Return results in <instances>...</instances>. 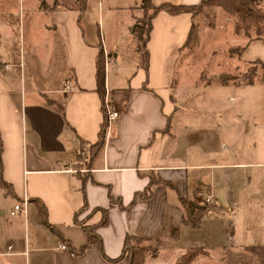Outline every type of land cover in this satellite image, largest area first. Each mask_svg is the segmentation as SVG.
Here are the masks:
<instances>
[{
    "label": "crops",
    "instance_id": "obj_1",
    "mask_svg": "<svg viewBox=\"0 0 264 264\" xmlns=\"http://www.w3.org/2000/svg\"><path fill=\"white\" fill-rule=\"evenodd\" d=\"M11 2L0 0V175L9 184L4 194L15 202L25 194L29 204L27 213L0 220V264H127V255L117 258L128 235L157 242L144 264H154L159 254L176 264L192 248L198 253L188 264L219 258L223 264H264V239L254 231L256 218L262 220L257 200L264 177V34L245 40L236 56L241 64L258 61L260 77L218 82L219 72H213L201 81V70L194 83L202 91L195 92L184 81L194 56L184 46L191 12L153 15L145 70L137 33L141 0H86L83 9L75 0H33L24 8L20 2L15 27ZM105 8L123 16L107 37ZM17 36L29 60L24 52L22 61L13 60ZM100 49L106 92L118 117L88 170L74 172L81 167L80 150L89 153L103 121ZM228 87L234 103L223 101ZM150 175L164 182L153 185L149 197H136ZM207 194L213 202L203 213L211 216L193 220L197 215L184 202L204 204ZM103 210L106 221L100 223ZM77 212L100 237L83 251L88 238L84 224L74 221ZM220 213L233 217L225 224ZM194 230L202 237L186 240Z\"/></svg>",
    "mask_w": 264,
    "mask_h": 264
},
{
    "label": "rangeland",
    "instance_id": "obj_2",
    "mask_svg": "<svg viewBox=\"0 0 264 264\" xmlns=\"http://www.w3.org/2000/svg\"><path fill=\"white\" fill-rule=\"evenodd\" d=\"M22 2V7L24 8L23 3H26L29 5V3H33V0H12L9 9L11 11L12 19L14 27L16 26V22L18 20V11H22L21 5L19 6V3ZM257 5L261 7L264 11V0H258ZM141 8V7H140ZM145 9L151 10V8L145 7ZM194 21L195 23V30H196V41L193 43V45H188L187 48L189 49V52L193 53L194 56H192V61L190 62L189 71L186 72V76L184 77L185 84H187L189 89H193L196 91H202V87L199 85V83L195 82L196 75H198L201 70L202 75L200 76L201 81L208 79L212 77L210 73L213 72H219L217 75V81H220L223 79L225 82H228V80H234L238 83L247 82L248 80H252L255 77H260L261 74V66L259 62H255V64H247V63H240L236 59V56L238 52H236L235 48L241 47V44L248 39L256 38L259 35L264 34V23L262 24V29L260 34L258 35L255 32L254 27H250L248 29L241 28L240 31H236L235 25H236V17L229 13V11L219 5H208L207 3L203 2L202 4H199L195 7L194 10ZM123 16L120 13L113 14L112 12L108 11L106 8L104 9V19H105V25L108 21L109 29L107 30L105 26L104 34L107 37V34L109 33V30L112 33H115V28H118L120 25V21L122 20ZM114 20V22H113ZM147 23V17L142 21L143 27L146 28ZM132 29V28H131ZM124 33L127 34V38H129L130 31H127ZM112 38V42L114 43V37ZM24 46L19 43L18 36L16 37V41L14 43V49L13 50V60L22 61L21 54L24 52V58L26 60H29L27 56V50L24 51ZM110 71L112 73L114 70V65L111 64ZM196 86H195V85ZM193 85V86H192ZM256 87V86H255ZM225 92L223 95V101L226 103L229 100L233 103L236 102L237 97L234 91L228 88H224ZM232 97V98H230ZM234 99V100H233ZM260 104V99L258 102V105ZM262 184H260V190H262V193L258 196L259 199L257 200L260 203V210L258 213L262 216V220L256 218L255 220V227L254 231L256 232V235L259 239H264V177L262 178ZM3 191V192H2ZM5 189L0 185V209L3 211V213H0V220H12L15 219V217H19V214L11 215L9 213V209L13 208V205L18 202V200L15 202L14 200L16 197L13 198V196L5 195L4 194ZM205 197V196H204ZM204 199V198H203ZM201 199V200H203ZM208 206H211V203H207ZM212 210V209H211ZM212 214V213H211ZM218 214H214L213 216H218ZM204 216V219L207 215L204 214L199 217L202 222V218ZM233 216L228 214L220 213V218H222L223 223H227L229 219H231ZM242 219V218H241ZM173 223V222H172ZM239 224V223H238ZM240 223V227H241ZM239 227V228H240ZM172 228V227H171ZM226 233V231H225ZM227 234V233H226ZM225 237L227 238L228 236ZM228 235V234H227ZM202 237V234H199L197 230H194L191 232V235H188L186 240L189 239H195ZM228 241V238L225 240ZM230 242V241H229ZM133 244L137 245L139 247H148L150 252L157 251L156 248L159 247L157 245L156 241H146L143 240L141 242L133 240ZM129 254V252H128ZM154 264H170L166 262L163 258V254H159V258L155 261H152ZM208 264H223L220 261V258L216 261H208Z\"/></svg>",
    "mask_w": 264,
    "mask_h": 264
},
{
    "label": "trees",
    "instance_id": "obj_3",
    "mask_svg": "<svg viewBox=\"0 0 264 264\" xmlns=\"http://www.w3.org/2000/svg\"><path fill=\"white\" fill-rule=\"evenodd\" d=\"M81 9H83L84 4L86 0H75ZM258 0H200L198 3H195L194 5H188V4H173L171 2H165L162 4L155 5L152 0H141L139 7L143 10V15L139 19V23L137 24V33L138 38L140 40V55H141V66L147 70L148 67V60L149 55L146 47L147 39L149 36V32L151 29V18L155 13H157L160 10H168L171 13H180L181 11H188L192 13V17L194 18V10L195 7L199 4H202L203 2L207 3L208 5H219L226 8L230 14L234 15L236 17V25L235 29L236 31H240L241 28H244L245 30L254 27L255 32L259 35L262 29V24L264 23V11L261 7L257 5ZM145 7L151 8L145 9ZM147 17V23L146 28L143 27L142 21ZM186 41L184 43V46L193 45V43L196 41V30H195V23L192 24L189 33L186 37ZM242 47L235 48L236 52L238 54L242 50ZM105 58L103 56V51L100 49V51L97 54V64H96V72H97V87L98 92L101 97V101H103L105 92H106V86H105V77H106V71L104 67ZM221 82H225L223 79H221ZM247 82H252V80H248ZM102 117L103 121L100 125L98 138L95 141L94 144H91L90 151H89V159L90 157L94 156L95 152L100 150L103 146V143L105 141L106 137V130L108 127V119L106 117V111L102 104ZM2 139L0 135V156L2 152ZM83 150V149H82ZM79 160H80V152H79ZM89 161V160H88ZM81 164V163H80ZM1 159H0V170H1ZM163 180L160 177H155L150 175V180L147 186L142 190V192H137L135 196H145L149 197L152 194V187L157 182H162ZM164 182V181H163ZM0 185L4 188L9 187V184L7 181L2 179V176L0 175ZM36 201V200H34ZM116 201L122 206V203L118 198H116ZM187 212L193 213L195 212L197 216H192L193 220H198V217L203 213V211L206 210L205 204L196 203L192 200H187L184 202ZM85 205V204H84ZM84 205H82L81 210L83 209ZM40 207L42 209V213L46 214V209L44 207V204H40ZM78 212L74 214V221L84 224L83 220H78ZM106 221V212L105 210L102 211V218L100 219V223H105ZM85 232L87 234L88 242L81 247V251L84 250V248L87 247L88 244L92 242H100V237H97V235L93 232L94 226L92 225H83ZM133 240L136 241H143L146 240L145 238H139L136 236L128 235L125 240V247H124V253L119 256L117 259H122L127 255V264H144V259L146 256V253L148 252L149 248L139 247L137 245L133 244ZM129 252V254H128ZM198 253V249H190L187 253L182 255L179 260L176 262V264H188L190 260H192L196 254Z\"/></svg>",
    "mask_w": 264,
    "mask_h": 264
},
{
    "label": "built area",
    "instance_id": "obj_4",
    "mask_svg": "<svg viewBox=\"0 0 264 264\" xmlns=\"http://www.w3.org/2000/svg\"><path fill=\"white\" fill-rule=\"evenodd\" d=\"M70 85V81H67L64 89H67ZM103 106L105 108L106 111V117L108 119V127L109 124L114 121L117 117H118V111L116 110V108L112 105V101L109 98L108 92L105 93L104 98H103ZM107 127V128H108ZM89 160V153L86 150H80V163H81V167L78 168H71L70 170L74 171V172H81V171H87L88 170V163ZM22 198L21 200H19L17 203H15L13 205V208L11 209V214H17V213H27L28 210V204H29V198L27 195L22 194ZM203 202L205 203H212L213 202V198L210 194H207L204 199ZM9 247H11V245H9ZM62 248H67L65 244L61 245Z\"/></svg>",
    "mask_w": 264,
    "mask_h": 264
}]
</instances>
